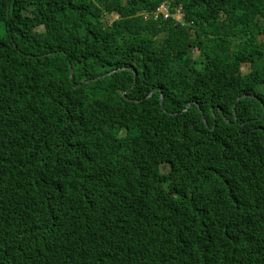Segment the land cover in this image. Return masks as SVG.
<instances>
[{
    "label": "trees",
    "instance_id": "1",
    "mask_svg": "<svg viewBox=\"0 0 264 264\" xmlns=\"http://www.w3.org/2000/svg\"><path fill=\"white\" fill-rule=\"evenodd\" d=\"M164 1L0 0V264H264V0Z\"/></svg>",
    "mask_w": 264,
    "mask_h": 264
},
{
    "label": "built area",
    "instance_id": "2",
    "mask_svg": "<svg viewBox=\"0 0 264 264\" xmlns=\"http://www.w3.org/2000/svg\"><path fill=\"white\" fill-rule=\"evenodd\" d=\"M164 16L165 19H168L170 17L173 16V14L170 12V8L168 5L166 4H162L157 11L153 14L154 18L157 19L158 16ZM183 17V15H175V18L177 19V21H181V18Z\"/></svg>",
    "mask_w": 264,
    "mask_h": 264
},
{
    "label": "clouds",
    "instance_id": "3",
    "mask_svg": "<svg viewBox=\"0 0 264 264\" xmlns=\"http://www.w3.org/2000/svg\"><path fill=\"white\" fill-rule=\"evenodd\" d=\"M173 2H171V1H164L162 4H166V5H168L169 6V8H170V12L173 14V16L172 17H170V18H168V19H165V20H169V19H175L176 20V22L177 23H179L181 26H185L186 25V23H185V21H183V17H185V14H183L182 13V9L181 8H178V7H176V6H174L173 4H172ZM161 4V5H162ZM160 5V6H161ZM159 6V7H160ZM181 14L183 15V17L181 18V21H177V19L175 18V15H180L181 16ZM164 17V16H163Z\"/></svg>",
    "mask_w": 264,
    "mask_h": 264
},
{
    "label": "water",
    "instance_id": "4",
    "mask_svg": "<svg viewBox=\"0 0 264 264\" xmlns=\"http://www.w3.org/2000/svg\"><path fill=\"white\" fill-rule=\"evenodd\" d=\"M108 75H111V73H109ZM70 80L71 81H73V78H72V71H70ZM80 84H74V86L76 87V86H79ZM129 90V89H128ZM244 95H242V97H243ZM163 101H164V98H163V95H161V104H162V107H164L163 106ZM188 106H189V104H188Z\"/></svg>",
    "mask_w": 264,
    "mask_h": 264
},
{
    "label": "rangeland",
    "instance_id": "5",
    "mask_svg": "<svg viewBox=\"0 0 264 264\" xmlns=\"http://www.w3.org/2000/svg\"><path fill=\"white\" fill-rule=\"evenodd\" d=\"M110 20V17L108 18V21ZM110 23H112L111 21H109ZM198 55L197 51H194L193 56L196 57Z\"/></svg>",
    "mask_w": 264,
    "mask_h": 264
}]
</instances>
